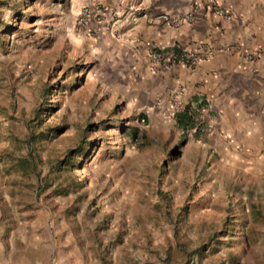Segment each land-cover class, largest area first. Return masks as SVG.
Here are the masks:
<instances>
[{
  "label": "rangeland",
  "instance_id": "374dc122",
  "mask_svg": "<svg viewBox=\"0 0 264 264\" xmlns=\"http://www.w3.org/2000/svg\"><path fill=\"white\" fill-rule=\"evenodd\" d=\"M91 3L0 0V264H264V172L130 107Z\"/></svg>",
  "mask_w": 264,
  "mask_h": 264
},
{
  "label": "crops",
  "instance_id": "0c3cea01",
  "mask_svg": "<svg viewBox=\"0 0 264 264\" xmlns=\"http://www.w3.org/2000/svg\"><path fill=\"white\" fill-rule=\"evenodd\" d=\"M207 0H92L89 16L79 29L95 40L112 37L117 86L130 107L166 113L170 100L187 110L191 126L180 135L197 137L211 155L241 157L264 172V0H213L229 12L224 20L207 9ZM101 15L96 20V12ZM122 20L107 25L105 14ZM193 11V22L172 27L155 16ZM204 44L211 54L188 64L172 60L151 63L161 48L166 55L185 49L195 53ZM258 51L251 62L245 52ZM148 117V116H147Z\"/></svg>",
  "mask_w": 264,
  "mask_h": 264
},
{
  "label": "built area",
  "instance_id": "2783aa9c",
  "mask_svg": "<svg viewBox=\"0 0 264 264\" xmlns=\"http://www.w3.org/2000/svg\"><path fill=\"white\" fill-rule=\"evenodd\" d=\"M206 5H207V9L210 12H212L214 15H216V16L224 19V20H227L230 17L229 12L218 7L214 3L213 0H207ZM89 14H90V12H89L88 7H82L80 9L79 13L77 14L76 19H75L76 24L79 27L85 26L87 23ZM95 15H96V20L98 21L101 14L97 11ZM154 19L156 21L167 22L172 27H178L182 24H191L193 22L194 17H193V11H190L188 13L172 15V16L159 14V15L155 16ZM210 54H211L210 48L204 44L198 45L195 53H191V52L186 51L185 49H181L177 53L166 55L163 53L161 48H158L151 55L150 61L153 64H157V63H161L162 61L168 59V60H172V61H175L178 63L193 64V63L204 61L206 59V57ZM257 54H258V51H254L251 53L245 52L243 54V58L245 60L251 62L255 59ZM181 110H182V107L180 105H178V103H176L172 97V99L170 100V108L167 111V115L169 117H173L175 114L179 113ZM142 121L143 120H141V122Z\"/></svg>",
  "mask_w": 264,
  "mask_h": 264
},
{
  "label": "trees",
  "instance_id": "16d2710c",
  "mask_svg": "<svg viewBox=\"0 0 264 264\" xmlns=\"http://www.w3.org/2000/svg\"><path fill=\"white\" fill-rule=\"evenodd\" d=\"M181 113H182V116L176 119V121H177L176 123H180L181 128L184 130V129H187L191 126V119H190V117L187 116V110L183 109L181 111ZM142 118H143V116H142ZM135 132H136V129H131L129 134L134 135ZM84 152H85L84 149L78 148V150L75 152V154L69 158V160H72L75 157H79V155L84 154Z\"/></svg>",
  "mask_w": 264,
  "mask_h": 264
}]
</instances>
